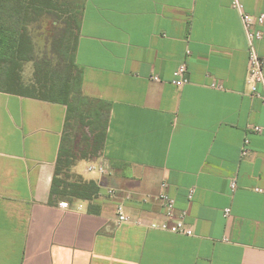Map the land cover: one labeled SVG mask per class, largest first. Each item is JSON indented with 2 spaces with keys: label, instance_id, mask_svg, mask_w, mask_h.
Masks as SVG:
<instances>
[{
  "label": "crops",
  "instance_id": "crops-1",
  "mask_svg": "<svg viewBox=\"0 0 264 264\" xmlns=\"http://www.w3.org/2000/svg\"><path fill=\"white\" fill-rule=\"evenodd\" d=\"M57 1L77 13L83 95L109 103L101 155L73 167L98 212L50 201L66 106L0 91V264H264V103L248 95L241 21L264 0ZM162 182L193 235L149 228L166 220Z\"/></svg>",
  "mask_w": 264,
  "mask_h": 264
},
{
  "label": "trees",
  "instance_id": "trees-1",
  "mask_svg": "<svg viewBox=\"0 0 264 264\" xmlns=\"http://www.w3.org/2000/svg\"><path fill=\"white\" fill-rule=\"evenodd\" d=\"M65 9L57 0H0V91L66 106L50 201H84L97 213V183L71 169L101 155L109 103L82 93V68L75 58L77 13L66 9L65 23H59ZM26 63L33 75L24 80Z\"/></svg>",
  "mask_w": 264,
  "mask_h": 264
},
{
  "label": "built area",
  "instance_id": "built-area-1",
  "mask_svg": "<svg viewBox=\"0 0 264 264\" xmlns=\"http://www.w3.org/2000/svg\"><path fill=\"white\" fill-rule=\"evenodd\" d=\"M233 6L239 11L241 6L235 0ZM241 21L244 27L246 39H247V58H248V78L247 85L249 87L248 95L252 97H258L262 103H264V65L263 60L257 49V42L261 40L263 36L262 25L264 24V14H248L241 12ZM187 66L185 62H182L173 71L172 83L177 87H181L188 83V78L186 76ZM150 78L154 81H160L161 79L156 75H151ZM213 87L221 89V85L212 84ZM255 131H260L259 126L254 127ZM248 140L244 141V146L242 149V155L248 153ZM87 171L89 172H99L104 173L105 169L102 165L91 164L88 166ZM237 184L235 179L230 182V188L233 192ZM162 190L158 195V200L162 203L165 213V218L163 222H151L149 228L164 230L175 234L183 235H193V230L191 227L186 225L187 211L181 210L176 214L175 199L166 191L167 183H161ZM194 189H189L187 193V198L190 200L193 197ZM117 191L115 189H109L108 195L116 196ZM62 205L67 206L66 202H62ZM230 210L225 209V214H229ZM116 216L120 223H126L130 221L129 216L126 214L124 205L118 203L116 205ZM137 224H141V221L137 220Z\"/></svg>",
  "mask_w": 264,
  "mask_h": 264
},
{
  "label": "rangeland",
  "instance_id": "rangeland-1",
  "mask_svg": "<svg viewBox=\"0 0 264 264\" xmlns=\"http://www.w3.org/2000/svg\"><path fill=\"white\" fill-rule=\"evenodd\" d=\"M75 2H71V1H67V4L66 5H72V4H74ZM64 7V6H63ZM71 7H74V6H71ZM71 7H69L68 6V8L65 6V8L66 9H68V10H70L71 9ZM65 9V11H64V17L63 18H60L58 21H59V23H65V18L67 17V14H68V11ZM22 77H23V79L24 80H27V79H29V78H31L32 77V75H33V67H32V64L31 63H26L25 65H24V67L22 68ZM80 129V132H81V130H82V128H79ZM80 132H78L79 134H81ZM66 171V170H65ZM64 171V173L66 174V172ZM68 171V170H67ZM71 171L73 172V168L71 169ZM71 172V173H72Z\"/></svg>",
  "mask_w": 264,
  "mask_h": 264
}]
</instances>
